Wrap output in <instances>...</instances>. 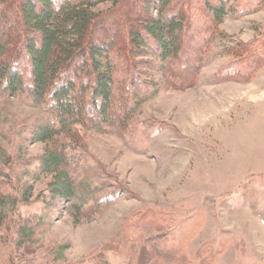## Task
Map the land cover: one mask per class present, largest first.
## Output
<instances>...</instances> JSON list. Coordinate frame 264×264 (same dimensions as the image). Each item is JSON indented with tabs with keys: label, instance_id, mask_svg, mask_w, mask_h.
Returning a JSON list of instances; mask_svg holds the SVG:
<instances>
[{
	"label": "rangeland",
	"instance_id": "rangeland-1",
	"mask_svg": "<svg viewBox=\"0 0 264 264\" xmlns=\"http://www.w3.org/2000/svg\"><path fill=\"white\" fill-rule=\"evenodd\" d=\"M218 31L160 73L118 35L110 124L0 92V264H139L152 239L182 242L192 260L201 250L212 264H264V63L250 77L224 71L238 44L264 57V8ZM45 129L52 140L38 142ZM52 154L55 173L42 170ZM62 184L71 196L53 192Z\"/></svg>",
	"mask_w": 264,
	"mask_h": 264
},
{
	"label": "trees",
	"instance_id": "trees-1",
	"mask_svg": "<svg viewBox=\"0 0 264 264\" xmlns=\"http://www.w3.org/2000/svg\"><path fill=\"white\" fill-rule=\"evenodd\" d=\"M103 4L112 6L105 17L96 11ZM263 8L264 0H0V92L50 100L49 106L62 120H80L88 113L101 125L110 124L119 74L115 51L121 55L123 46L118 35L123 33L122 41L130 45L133 57L152 54L160 73L164 63L189 51V42L196 45L194 40L206 34L219 37V27L229 15L247 16ZM117 27L123 32L113 31ZM16 29L20 35L13 33ZM15 41L23 61L9 56ZM233 50L240 54L224 70L227 74L250 77L264 63V57L249 46L238 44ZM21 65L29 69L27 74ZM53 135L45 129L36 138L46 143ZM59 163L52 154L44 158L42 170L55 173ZM66 185L52 190L71 196ZM5 199L0 190V204ZM151 241L139 251L143 254L139 264H212V255L203 257L201 250L193 263L182 242L180 247H168L163 239Z\"/></svg>",
	"mask_w": 264,
	"mask_h": 264
}]
</instances>
